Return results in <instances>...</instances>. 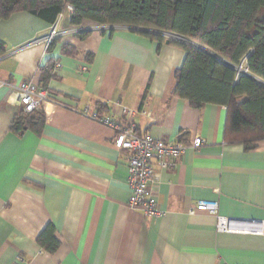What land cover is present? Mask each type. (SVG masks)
I'll return each mask as SVG.
<instances>
[{"label": "crops", "instance_id": "obj_1", "mask_svg": "<svg viewBox=\"0 0 264 264\" xmlns=\"http://www.w3.org/2000/svg\"><path fill=\"white\" fill-rule=\"evenodd\" d=\"M72 11L67 5L64 33L49 47L32 43L48 33L44 20L19 12L0 22L7 46L0 58V264H264V232L242 229L264 221V140L249 150L229 142L226 106L194 108L174 96L184 50L168 40L160 46L134 26H74ZM84 31L91 34L83 40ZM57 62L62 67L53 70ZM43 69L53 73L44 126L15 134L17 87L42 86ZM123 107L141 112L139 135L188 145L204 139L175 168H157L161 217L130 207L128 155L116 148L114 129L85 113L125 123ZM199 200L218 201V215L236 219L239 229L220 232L216 215L191 213ZM50 223L60 240L54 253L37 242Z\"/></svg>", "mask_w": 264, "mask_h": 264}, {"label": "trees", "instance_id": "obj_2", "mask_svg": "<svg viewBox=\"0 0 264 264\" xmlns=\"http://www.w3.org/2000/svg\"><path fill=\"white\" fill-rule=\"evenodd\" d=\"M67 5L73 7L74 26L86 21L128 25L140 28L160 46L170 40L186 53L175 72L174 96L189 100L194 108L226 106L229 142H242L249 150L264 140V0H0V22L27 12L52 24ZM90 34L84 31L78 37L84 40ZM64 50L76 53L70 45ZM6 52L0 38V58ZM243 61L244 69L239 70ZM52 77L51 70L43 69L42 86L47 87ZM44 123L42 110L26 112L22 105L10 130L18 135L27 129L40 132ZM55 233L50 223L37 239L49 253L60 246Z\"/></svg>", "mask_w": 264, "mask_h": 264}, {"label": "built area", "instance_id": "obj_3", "mask_svg": "<svg viewBox=\"0 0 264 264\" xmlns=\"http://www.w3.org/2000/svg\"><path fill=\"white\" fill-rule=\"evenodd\" d=\"M65 18V10L56 21L51 24L48 33L32 43L43 42L50 46L57 38L62 36L64 31L61 28V21ZM62 67L60 62L53 66V70ZM244 69V61L239 66V70ZM18 102L24 106L26 112L43 110L51 102L50 91L47 87L39 86L32 81H24L17 87ZM127 121L102 116L98 112L88 114L92 119L106 125L116 132L114 144L117 149L124 151L128 155V182L131 189L129 205L131 208H141L148 217H161L164 215L158 204L154 191V184L158 178L157 168L161 170L175 168L177 160L186 154L188 148L198 150L204 144L201 136H196L191 145L182 142H167L154 138L150 134L139 135L135 132V117L141 113L135 109L123 107ZM206 211L218 217L217 230L220 232H232L239 229L236 219H228L218 215L219 203L214 200H199L190 211ZM244 230L256 233L264 232V221H245ZM243 225V224H242Z\"/></svg>", "mask_w": 264, "mask_h": 264}, {"label": "water", "instance_id": "obj_4", "mask_svg": "<svg viewBox=\"0 0 264 264\" xmlns=\"http://www.w3.org/2000/svg\"><path fill=\"white\" fill-rule=\"evenodd\" d=\"M175 39L178 40V41H183V40H184V39H183L181 36H179V35H177ZM169 42H170V40L167 41V43H169Z\"/></svg>", "mask_w": 264, "mask_h": 264}, {"label": "rangeland", "instance_id": "obj_5", "mask_svg": "<svg viewBox=\"0 0 264 264\" xmlns=\"http://www.w3.org/2000/svg\"><path fill=\"white\" fill-rule=\"evenodd\" d=\"M167 38H170V39H175L176 36L175 35H172V34H166Z\"/></svg>", "mask_w": 264, "mask_h": 264}]
</instances>
